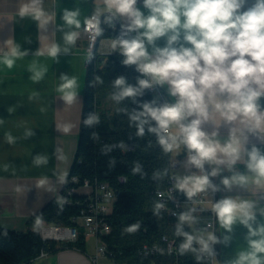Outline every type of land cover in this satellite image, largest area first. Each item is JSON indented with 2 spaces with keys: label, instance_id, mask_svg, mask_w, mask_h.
I'll list each match as a JSON object with an SVG mask.
<instances>
[{
  "label": "clouds",
  "instance_id": "clouds-1",
  "mask_svg": "<svg viewBox=\"0 0 264 264\" xmlns=\"http://www.w3.org/2000/svg\"><path fill=\"white\" fill-rule=\"evenodd\" d=\"M107 15L105 21L123 20L120 34L112 41L111 48L123 57L122 64L135 66L140 74L135 85L124 76L112 82L111 99L117 104L131 98L138 108L129 114L136 128V136L147 132L156 137L163 152L171 153L181 146L186 150L184 167L196 169L200 174L178 176L176 190L184 193L188 201L197 192L221 191L210 177L224 171L230 175L221 177L227 191L239 188L255 189V199L240 196L224 197L212 205L216 222L224 232L222 238L206 228L196 229V208L176 214L178 223L175 235L182 237L178 251L181 255L195 254L197 264L206 257L215 258L214 246L228 245L232 239L234 225L247 229L246 248L239 251L230 264H264V148L251 143L255 137L264 145V0H102ZM43 0H23L19 7L21 17L31 15L41 30H47L51 16L42 7ZM78 10L65 9L61 19L64 25L80 27ZM99 13L94 14L96 33ZM63 26H61L62 30ZM79 32L64 33L66 44H75ZM163 39V46L157 42ZM5 45H11L7 40ZM46 54L58 62L61 48L52 43L37 55ZM63 53H68L65 48ZM28 55L11 46L4 54L3 63L12 68L15 60ZM32 79L39 81L46 69H30ZM59 88L71 101L76 97L75 77L61 74ZM96 83H103L100 76ZM92 82H90L91 85ZM156 86L165 87L173 103H158L156 99L139 102L145 90ZM126 111V110H123ZM87 126L99 123V116L90 114L84 121ZM175 127L176 131H172ZM227 135H221V129ZM34 133L28 132L31 136ZM13 142V137L8 136ZM250 145V146H249ZM119 147H124L123 143ZM110 150V149H109ZM47 158L37 156V165ZM243 163L246 173L237 171L236 165ZM211 166V171L206 168ZM165 170V173L166 174ZM134 173L141 172L137 163ZM162 174L154 173L159 179ZM165 206L155 204V214ZM187 224L191 231H185ZM140 224L126 229L135 232ZM211 227V225H208Z\"/></svg>",
  "mask_w": 264,
  "mask_h": 264
},
{
  "label": "crops",
  "instance_id": "crops-1",
  "mask_svg": "<svg viewBox=\"0 0 264 264\" xmlns=\"http://www.w3.org/2000/svg\"><path fill=\"white\" fill-rule=\"evenodd\" d=\"M22 2L0 0V226L15 230H25L28 218L53 198H59L69 174L76 153L84 104L87 68L83 32L85 20L98 12L103 25L109 28L124 23L123 20L113 21L112 25L106 23L107 12L102 0H43L42 7L51 16L45 31L38 28L31 15H19ZM137 6L142 7L141 0H138ZM65 9L79 11V28L64 25L61 16ZM68 31L79 32L75 44L65 43L64 33ZM7 40H11L12 44L5 45ZM113 40L99 39L97 52L103 55L112 51ZM52 43L61 48L58 62L46 52L44 55L36 54L38 50H46ZM157 43L163 46L164 41L161 39ZM11 46H17L20 51L27 50L28 55L16 59L13 67L8 68L3 59ZM65 48L68 53H63ZM32 68L46 69L41 80L32 79ZM61 74L76 78L77 85L72 90L76 97L71 101L59 88ZM159 88L173 103L174 98L167 94L166 86ZM28 132L34 134L29 136ZM9 135L13 137L11 143L8 141ZM221 135L226 137V129H221ZM250 141L264 148L255 137H251ZM37 156L46 157L47 162L35 164L34 158ZM235 167L237 171L246 173L243 163ZM227 175L230 173L224 171L213 177L216 185L221 187V191L217 192V200L228 196L256 198L255 189H224L220 183L221 177ZM260 205L264 206V200L260 201ZM257 219L264 222V218L259 215ZM83 232L85 244L82 250L64 248L55 253L46 252L45 255L37 256L31 264H114L107 255H98L95 261L92 259L98 243L96 237L86 234L84 228ZM246 233L247 229L242 225H234L230 243L216 244L218 255L214 264H230L238 252L246 248ZM224 234L227 233L216 222V235L222 238Z\"/></svg>",
  "mask_w": 264,
  "mask_h": 264
},
{
  "label": "trees",
  "instance_id": "trees-1",
  "mask_svg": "<svg viewBox=\"0 0 264 264\" xmlns=\"http://www.w3.org/2000/svg\"><path fill=\"white\" fill-rule=\"evenodd\" d=\"M100 28L103 31L98 39L116 38L120 34V27L113 29L102 23ZM122 60L118 49L103 55L95 49L91 54L86 68L76 153L59 198H53L28 218L25 230L0 226V264H31L41 251L55 253L64 248L82 250L85 235L80 215L87 205V196L80 194L78 188L84 180L106 182L116 193L112 208L106 215L110 232L101 235L106 255L114 264H197L195 254L189 252L181 255L178 251L183 239L175 235L178 219L161 210L159 215L155 214V204L158 203L156 190L167 183L172 154L162 151L156 137L147 132V126L143 137L136 136V128L130 122L129 114L138 108V104L133 103L131 98L119 104L111 99L112 82L117 77L124 76L129 84L135 85L140 76L134 65H123ZM96 76L102 78V84L95 82ZM153 99L159 103L158 98L147 90L143 97L137 98L141 103ZM90 114L99 116L98 124L87 126L84 123ZM121 143L124 147H119ZM137 163L141 165V172L134 173L133 168ZM157 172L162 176L154 179ZM120 176H124L126 181L120 182ZM73 177L77 180L74 181ZM73 187L77 190L70 192ZM42 222L60 226L76 225L78 237L74 241L43 240L39 234ZM136 223L140 224L137 231H126ZM184 230L191 231L186 225ZM162 236L173 241L172 254L161 253L152 257L139 254L141 244L159 242ZM201 264L209 263L204 259Z\"/></svg>",
  "mask_w": 264,
  "mask_h": 264
},
{
  "label": "built area",
  "instance_id": "built-area-1",
  "mask_svg": "<svg viewBox=\"0 0 264 264\" xmlns=\"http://www.w3.org/2000/svg\"><path fill=\"white\" fill-rule=\"evenodd\" d=\"M93 15L94 14L88 16L83 25L87 65L89 64L91 54L96 49L99 41L96 33V21L92 20ZM98 19L99 27H101L103 20L100 16H98ZM117 27H120L121 32V26H116L113 29H116ZM147 91L155 95L158 98L159 103H171L160 90L159 86ZM172 131H176L175 127H173ZM185 159L186 150L182 146L178 156L172 158L170 162L171 172L168 176L166 185L163 188L156 190L158 203H162L165 206L161 211L178 219L176 214L187 211L189 208H196V212L193 213L198 218V223L195 225V228H206L208 231H212L216 234V217L211 209L213 203L217 200V192L214 194L211 190L197 192L192 200L188 201L184 193L176 190L175 181L178 176L191 175L193 172H195V174H200L196 169H186L184 167ZM206 168L211 171L210 166L206 165ZM210 179L213 184H216L213 177H210ZM73 180L76 181L77 179L73 177ZM119 181L125 182L126 178L120 176ZM76 190L77 189L73 187L70 189V192ZM78 191L80 194L87 196V205L81 211L80 218L81 225L85 229L86 234H92L96 237L98 244L96 246V254L92 258L95 261L98 255H106V247L101 240V235L110 232V225L106 221V215L110 211L109 204L116 198V193L106 182L91 183L88 180H84L78 188ZM185 225L188 226L187 224ZM208 225H211V227H208ZM39 234L43 240L53 239L57 241H74L78 237V226H60L42 222L39 226ZM214 248L216 252L215 258H205L209 264H214L217 261V245H215ZM138 252L146 257L156 256L161 253L172 254L174 252V244L167 236H162L159 242L141 244ZM45 254V251L40 252V255Z\"/></svg>",
  "mask_w": 264,
  "mask_h": 264
},
{
  "label": "rangeland",
  "instance_id": "rangeland-1",
  "mask_svg": "<svg viewBox=\"0 0 264 264\" xmlns=\"http://www.w3.org/2000/svg\"><path fill=\"white\" fill-rule=\"evenodd\" d=\"M182 149V146L179 149L174 150L173 152H171L172 156L174 157L180 150ZM109 208H112V202L109 204ZM89 239H93V237H89Z\"/></svg>",
  "mask_w": 264,
  "mask_h": 264
}]
</instances>
